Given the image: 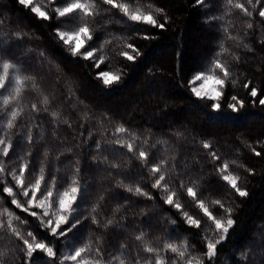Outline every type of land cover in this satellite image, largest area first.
<instances>
[{"label": "trees", "instance_id": "1", "mask_svg": "<svg viewBox=\"0 0 264 264\" xmlns=\"http://www.w3.org/2000/svg\"><path fill=\"white\" fill-rule=\"evenodd\" d=\"M126 2V0H125ZM154 7L164 10L169 18L165 29L151 28L134 22L117 23L113 20L107 28H101L95 33L100 40L108 33H114L116 37L111 44L105 45V63L99 69L94 68L91 60H82L79 57H71L54 38L56 24L38 20L29 9L19 5L18 0H0V46L13 47L15 56L20 57L26 69H35L41 72V65L37 63L35 55L38 51L45 52L57 62L61 69V85H55L52 76L49 75L40 82L45 85V90L55 92L54 106L63 108L65 115H70L72 128L61 124L56 134L59 143L53 139L52 125L45 119L43 140L39 137L40 129H33L37 138L33 158L39 149L47 141V148L52 156L62 151L60 156V172L63 176L71 171L74 161L79 160L81 175L89 182L90 194L81 211L85 215L90 213L91 205L97 196L103 194L105 199L100 202L98 216L103 220L112 216V209L118 203H125L122 196L128 195L123 189H114V177L109 173L115 170H96L91 162L93 155L99 156L93 141L101 137V132L108 133L106 138L101 139V153L121 165V172L129 182L133 177L144 176L139 180L141 187L151 191L155 201L146 200L144 197H131V203L122 209L119 216H126V228L119 231L110 230L105 235V247H111L116 253L119 243H126L135 249L136 241L134 234L143 229L147 239L152 243H158L164 239L180 241L187 239L194 245V251H201V237L204 225L201 229H195L186 225L179 212L163 203L162 194L151 189V179L146 177L138 167V161L129 160L125 150L116 146L115 151H108L113 139L111 133L117 124H123L133 132L142 135H151L150 143L158 140H167L166 146L156 144L152 150L159 152L161 157H167L170 163H175V170L171 175L175 178L179 172L186 186L191 181L198 182L197 195L204 199L205 203L213 210L210 201L223 199L228 202V189L213 172V164L207 153L209 149H203L201 141H210L212 148L221 156V161H228L230 170L241 177V186L246 188L249 196L246 198L235 197L229 206L233 207V218L236 225L230 230L228 239L218 245L217 264H264V105L259 103L264 98V43H260L261 35L264 34V24L260 23L258 16L255 17L253 29H246L240 20L236 21L234 34L238 33L244 44L250 45L253 51H248L241 45L235 46V42L228 41L226 47L239 55L236 62L231 55L226 54L225 59L230 62L234 69L236 83L233 86L226 83L223 96L221 97V111L215 112L210 108L211 101L196 98L190 92L189 84L192 76L204 70L211 62L215 51L218 50L221 33L216 27L206 23L205 12L215 10L220 14L221 8L217 0L209 9L195 5L192 0H149ZM264 5V0H261ZM118 12V10H113ZM237 15H240L237 13ZM160 22H164L163 15H157ZM119 19V16H117ZM241 19H243L241 17ZM139 29V31H136ZM24 31L30 33L26 36L24 47L15 48L16 41L9 36V32ZM247 32V35L244 33ZM144 35L155 38L143 39ZM94 41L90 43H96ZM131 43L139 50L136 55L132 49H126L124 45ZM31 48L34 51L29 52ZM121 50L136 56L132 61L118 55ZM48 66L44 65L46 69ZM119 71L121 80L107 88L96 79L99 71ZM67 80L75 89L76 96L84 102L73 110L69 105L73 100H67L66 90L62 86ZM250 82V83H249ZM249 84L248 88L244 85ZM256 88L258 95L250 96L252 88ZM237 96L244 102V107L238 113L227 109L230 96ZM34 97L29 95L25 103H29ZM74 99V98H73ZM233 103H235L233 101ZM87 105V108L84 107ZM83 111L92 115V120L81 128V116ZM104 119V128L98 126V122ZM92 131V140L86 139L88 131ZM25 131L21 129V132ZM83 132L84 136L79 133ZM174 132L184 135L176 139ZM19 139V137H17ZM23 144V141H21ZM251 145V147H249ZM166 147V151L163 148ZM29 146L17 148V155H23ZM251 148L261 152V156H255ZM70 150V151H69ZM174 158V159H173ZM236 161V164H232ZM251 169L254 174H250ZM51 171V165H49ZM120 193L115 200L112 197ZM6 196V194H4ZM10 199V198H9ZM182 197L181 203L185 210L196 216L199 210ZM0 206L11 208L29 221L28 229L37 231L43 235L44 230L37 228V221L29 217L27 213L16 209L4 200H0ZM168 217L176 219V225L168 222ZM119 218V217H117ZM84 224H88L85 228ZM78 226V238L83 242L89 236L95 238L99 232L95 225L88 221ZM69 237L56 241V247L60 253L68 251L66 242ZM0 252L6 253L7 264H22L21 256L17 248V242L7 236L0 238ZM248 259L242 260L241 254ZM118 254V253H116ZM34 255H40L36 253ZM40 264H44L41 260Z\"/></svg>", "mask_w": 264, "mask_h": 264}, {"label": "snow or ice", "instance_id": "2", "mask_svg": "<svg viewBox=\"0 0 264 264\" xmlns=\"http://www.w3.org/2000/svg\"><path fill=\"white\" fill-rule=\"evenodd\" d=\"M197 6L205 9L212 7L214 0H192ZM218 6L222 9L220 14L215 10L205 12L206 23L216 27L221 33L218 50L204 71H200L192 76L189 81L190 92L196 98L204 101H211L212 111H221V97L226 83L235 86L234 69L224 57L226 54L239 62L240 57L226 47L228 41L235 42L236 47L243 45L248 51L253 49L248 44L243 43L242 37L232 30L236 27V21L240 20L246 29H253L255 17L258 16L260 23L264 24V5L261 0H217ZM19 5L29 9L34 17L45 22L56 24L54 38L71 57H79L82 60H91L94 68L99 69L105 63V45L111 44L113 39H124L116 37L114 33H108L103 40L95 37V33L101 28H107L113 20L117 23L134 22L140 25H147L151 28L165 29L168 21L164 10L154 7L149 0H18ZM118 10V12H113ZM240 14V15H237ZM163 15L164 22H160L157 15ZM119 16V19H117ZM241 17L243 19H241ZM0 25L3 20L0 19ZM136 31H139L137 29ZM247 35V32L244 33ZM9 36L16 41L15 48L24 47L25 37H30V33L24 31L9 32ZM96 43H90L94 41ZM149 35H144L147 40ZM260 43H264V34L261 35ZM126 49H132L136 55L139 50L131 43L124 45ZM29 52L34 50L29 48ZM37 63L41 65V72L35 69H26L24 61L15 56L13 47L0 46V200H4L16 209L27 213L29 217L35 218L37 228L43 229L41 235L37 231L29 230V221L17 215L14 210L0 206V238L7 236L17 242V248L22 254V264H217L218 245L228 239L229 232L236 225L233 218V207L229 206L235 197L246 198L249 192L241 186V177L230 170L228 161H221V156L212 148L210 141L203 140V149H209L207 155L213 164V172L224 182L228 191V202L223 199H212L210 204L213 211L204 199L197 195L198 182L191 181L188 186L180 177L179 172L175 178L171 173L175 170V163H170L167 157H161L159 152L153 154L152 150L156 144L166 146L167 140H158L150 143L151 135H142L133 132L123 124H117L112 131L113 139L109 141L111 145L108 151H115L116 146L125 150L129 155V160L138 161V167L145 172L146 177L151 179V189L158 190L162 194L163 203L170 208H174L180 213L183 222L195 229H202L201 251H194V245L185 238L180 241H173L170 238L152 243L146 237L143 229L134 234L136 248L129 247L126 243H119L116 253L111 251V247H105V235L110 231H119L126 228V216H119V213L128 203L131 197H144L146 200L155 201L151 191L141 187L139 180L141 177H133L129 182L121 172V165L101 153V139L106 138L108 133L101 132V137L93 141L95 150L99 156L93 155L91 162L96 170L103 167L104 170L113 169L109 174L114 177L112 188L123 189L124 195L121 197L125 203H118L112 209V216L105 218L103 223L98 216L100 202L105 199L104 195L97 196L96 201L90 206L88 214L82 213L81 209L87 202L90 194L89 182L81 175L79 160H75L74 166L69 173L60 176V156L62 151L52 156L44 141L35 158L33 151L37 143L33 129H40L39 137L43 140L45 132L43 124L46 122L52 125L53 139L59 143L56 130L61 124L72 128L70 115H65L60 106H54L55 92L45 90V85L40 81L51 75L55 85H61L60 65L43 51L35 53ZM118 55L132 61L136 56L129 54L126 50H121ZM44 65L48 67L43 68ZM101 84L111 88L114 83H119L121 74L119 71L111 72L107 70L99 71L96 74ZM214 87L207 90L208 84ZM250 83V82H249ZM66 90L67 100H73L69 105L73 110L84 102L75 94V89L71 83L64 80L62 85ZM245 88L249 84L244 85ZM250 96L255 98L258 95L257 89L252 88ZM34 97L29 103H25L26 98ZM74 98V99H73ZM233 101L235 103H233ZM264 105V98L259 100ZM87 108V105H84ZM233 113H238L244 107V102L232 95L226 105ZM80 127L92 120V115L88 111L81 114ZM104 119H108L107 114L98 122L99 128H104ZM21 129L25 131L21 132ZM84 136L83 132L79 133ZM176 139H180L184 134L181 132L172 133ZM19 137V139H17ZM87 140H92V131L89 130ZM29 146L28 151L23 155H17V148L23 144ZM251 147V145H249ZM166 151V147L163 148ZM255 156L260 157L261 152L251 148ZM70 151V150H69ZM174 159V158H173ZM236 164V161H232ZM51 165V171H49ZM247 171L254 174L251 169ZM6 194V196L4 195ZM120 196L117 192L112 199ZM182 197L190 198L188 203L199 210V214L194 216L185 210L180 202ZM10 198V199H9ZM119 217V218H117ZM168 222L176 225L177 220L168 217ZM88 221L99 230L95 238L89 236L85 241L78 238L79 233L74 231L78 226ZM87 228L88 224H84ZM72 236L66 242L69 249L60 253L56 247V241L64 237ZM39 253L40 255H34ZM6 253L0 252V264H7ZM242 260H247L245 254H241ZM239 264V262H238Z\"/></svg>", "mask_w": 264, "mask_h": 264}, {"label": "rangeland", "instance_id": "3", "mask_svg": "<svg viewBox=\"0 0 264 264\" xmlns=\"http://www.w3.org/2000/svg\"><path fill=\"white\" fill-rule=\"evenodd\" d=\"M242 2H243V0H242ZM209 66V65H208ZM208 66L204 69V70H206L207 68H208ZM204 70H202V71H204ZM111 72H115V71H111ZM200 72V71H199ZM198 73V72H197ZM196 74V73H195ZM193 86H196V85H191V87H193ZM214 87V85L210 82L209 84H208V87H207V90H211L212 88ZM225 89V88H224ZM223 93H224V91H223Z\"/></svg>", "mask_w": 264, "mask_h": 264}]
</instances>
